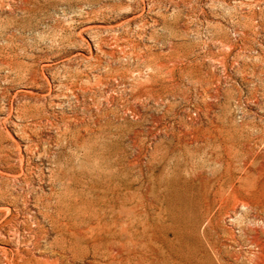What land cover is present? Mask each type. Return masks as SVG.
Wrapping results in <instances>:
<instances>
[{
    "label": "rangeland",
    "instance_id": "rangeland-1",
    "mask_svg": "<svg viewBox=\"0 0 264 264\" xmlns=\"http://www.w3.org/2000/svg\"><path fill=\"white\" fill-rule=\"evenodd\" d=\"M86 155L148 235L212 213L234 264H264V0H0V264H92L45 216L55 160Z\"/></svg>",
    "mask_w": 264,
    "mask_h": 264
},
{
    "label": "bare ground",
    "instance_id": "bare-ground-1",
    "mask_svg": "<svg viewBox=\"0 0 264 264\" xmlns=\"http://www.w3.org/2000/svg\"><path fill=\"white\" fill-rule=\"evenodd\" d=\"M54 163L51 181L57 183L60 191L52 195L54 203L45 202V216L55 232L56 247L64 255L72 257L83 251L81 257L89 255L92 264H234L240 260L239 254L231 252L216 236V240L211 239L212 213L206 214L205 225L188 233L189 240L185 242L183 231H176L177 226L163 225L160 214H155L152 220L161 224L163 231L158 239L146 233L145 222L140 221L139 229L135 217L144 216L133 212L128 184L106 174L98 166L102 163L98 158L86 155L75 165H69L71 178L64 170L63 160ZM18 197L0 189V215H8V207L16 206ZM170 231L172 238L168 237ZM258 255L251 252V264H259ZM21 258H12L11 264H51L47 259Z\"/></svg>",
    "mask_w": 264,
    "mask_h": 264
}]
</instances>
